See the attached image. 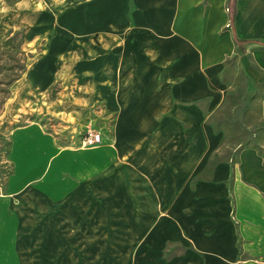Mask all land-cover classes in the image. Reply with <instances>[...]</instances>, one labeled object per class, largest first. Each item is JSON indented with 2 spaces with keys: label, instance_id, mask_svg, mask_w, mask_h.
I'll use <instances>...</instances> for the list:
<instances>
[{
  "label": "crops",
  "instance_id": "0c3cea01",
  "mask_svg": "<svg viewBox=\"0 0 264 264\" xmlns=\"http://www.w3.org/2000/svg\"><path fill=\"white\" fill-rule=\"evenodd\" d=\"M234 6L232 15L230 0L0 1V33L45 38L46 59L72 58L67 47L93 35L115 46L125 93L116 146L70 154L79 180L30 179L23 147L37 132L14 134L15 170L0 185V264H264V0ZM246 137L235 161L217 147ZM120 182L136 209L126 258L118 214L103 213Z\"/></svg>",
  "mask_w": 264,
  "mask_h": 264
},
{
  "label": "rangeland",
  "instance_id": "374dc122",
  "mask_svg": "<svg viewBox=\"0 0 264 264\" xmlns=\"http://www.w3.org/2000/svg\"><path fill=\"white\" fill-rule=\"evenodd\" d=\"M2 1V0H0ZM14 1V0H12ZM0 33V185L7 183L15 170L13 136L17 131L37 132V139L23 147L31 155L37 180H79L83 170L74 172L69 165L70 154L85 150L103 151L116 146L113 136L118 130V111H122L124 81L111 59L113 45L102 44L94 35L90 42L72 43L66 51L72 58H45L48 45L45 38L32 41L26 29L7 28ZM95 38V40H94ZM89 40V39H88ZM86 58L79 59L80 53ZM121 62L119 63V65ZM97 129L104 139L96 145H85L84 136ZM247 131L249 129L247 128ZM249 137L217 141V147L232 149L235 161L240 146L249 144ZM30 147V148H29ZM79 159L75 156V159ZM105 158V156H104ZM125 158V157H124ZM53 164H55L53 166ZM113 166L103 163V176L113 172ZM125 176V175H124ZM124 182V181H123ZM120 182L117 202L104 205L106 213L118 214V240L121 255L126 258L125 223L128 213L136 211L127 202ZM4 190V189H3ZM0 189V191H3ZM143 236H135L132 246L135 258L143 259L139 251ZM132 249V248H131ZM174 250V248H172ZM1 264H87V263H1ZM128 264V263H117ZM142 264V263H135Z\"/></svg>",
  "mask_w": 264,
  "mask_h": 264
},
{
  "label": "built area",
  "instance_id": "2783aa9c",
  "mask_svg": "<svg viewBox=\"0 0 264 264\" xmlns=\"http://www.w3.org/2000/svg\"><path fill=\"white\" fill-rule=\"evenodd\" d=\"M104 135L102 131L94 129L84 136L83 143L85 145H96L103 141Z\"/></svg>",
  "mask_w": 264,
  "mask_h": 264
},
{
  "label": "trees",
  "instance_id": "16d2710c",
  "mask_svg": "<svg viewBox=\"0 0 264 264\" xmlns=\"http://www.w3.org/2000/svg\"><path fill=\"white\" fill-rule=\"evenodd\" d=\"M230 11L231 14L233 15L235 11L234 0H230Z\"/></svg>",
  "mask_w": 264,
  "mask_h": 264
}]
</instances>
